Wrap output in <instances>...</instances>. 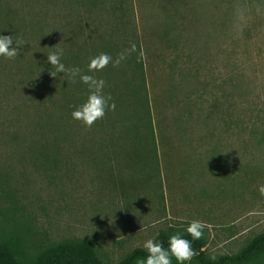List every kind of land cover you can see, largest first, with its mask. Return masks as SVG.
I'll list each match as a JSON object with an SVG mask.
<instances>
[{
    "label": "rangeland",
    "instance_id": "obj_1",
    "mask_svg": "<svg viewBox=\"0 0 264 264\" xmlns=\"http://www.w3.org/2000/svg\"><path fill=\"white\" fill-rule=\"evenodd\" d=\"M133 6L161 125L157 159L141 148L108 160L78 143L56 163L0 141V241L17 236L38 253L85 239L117 264L193 220L208 225L209 256L264 233V0Z\"/></svg>",
    "mask_w": 264,
    "mask_h": 264
},
{
    "label": "trees",
    "instance_id": "obj_2",
    "mask_svg": "<svg viewBox=\"0 0 264 264\" xmlns=\"http://www.w3.org/2000/svg\"><path fill=\"white\" fill-rule=\"evenodd\" d=\"M0 35L25 42L14 59L0 56L1 143L29 150L33 159L45 157L56 163L61 147L78 143L84 146L83 152L105 153L108 160L140 157L141 148L150 161L157 159L155 132L161 125L152 113L144 56L133 53L118 68L109 64L103 71L88 72L91 58L100 53L116 58L132 43L138 49L142 46L133 0H0ZM57 48L63 49L61 62L66 68L79 67L82 73L107 82L104 93L111 94L115 110H108L90 129L71 115L87 99L88 86L79 77L73 83L66 73L50 75L55 69L47 54ZM177 233L191 241L196 253L185 264H264V233L237 253L215 259L206 252L204 233L194 240L186 229L175 228L161 232L154 241L167 249L169 238ZM146 256L145 249L137 247L117 264H138ZM0 264L112 263L89 240L69 239L27 253L21 239L12 236L0 241ZM172 264H178L175 257Z\"/></svg>",
    "mask_w": 264,
    "mask_h": 264
},
{
    "label": "clouds",
    "instance_id": "obj_3",
    "mask_svg": "<svg viewBox=\"0 0 264 264\" xmlns=\"http://www.w3.org/2000/svg\"><path fill=\"white\" fill-rule=\"evenodd\" d=\"M241 14V19H242ZM15 41V47H13ZM25 42L22 39H13V36L0 35V56L8 59H14L18 54V49ZM139 58H143L144 51L141 46L139 49L135 43H132L130 48L125 49L116 58H113L107 53H100L91 58L88 64V72L103 71L109 64L113 67H119L121 62L126 60L133 53H137ZM63 49L57 48L56 51L47 54L48 62L51 63L55 71H50L52 77H57L59 73H66L75 82L76 77H79L81 82L88 86V95L84 103L78 106L72 112V118L80 121L85 127L91 128L95 122L105 117L108 110H115V103L111 94H105L104 89L107 82L103 78H97L93 75L82 73L79 67L66 68L61 62L63 57ZM259 192L264 196V185L260 186ZM208 225L200 220H193L187 227V233L194 239L199 240L203 237V230ZM169 247L165 249L163 243L155 242L148 239L143 248L147 252L144 259L138 261V264H172V257L178 261V264H185L186 261H191L196 255L192 248V243L188 239L183 238L179 233L172 235L168 241ZM211 259H215L212 256Z\"/></svg>",
    "mask_w": 264,
    "mask_h": 264
}]
</instances>
